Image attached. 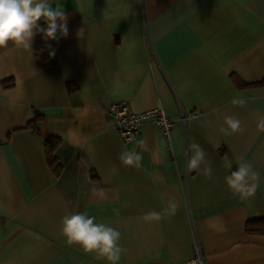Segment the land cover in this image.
<instances>
[{
  "label": "crops",
  "instance_id": "obj_1",
  "mask_svg": "<svg viewBox=\"0 0 264 264\" xmlns=\"http://www.w3.org/2000/svg\"><path fill=\"white\" fill-rule=\"evenodd\" d=\"M57 5L66 37L37 33L31 51L0 49V264H108L61 234L64 215L85 211L120 231L118 264H264V233L246 231L264 217V0ZM238 97L247 104H232ZM113 101L138 113L160 106L173 121L168 135L145 121L125 142L108 114ZM37 113L35 132L27 124ZM228 116L244 131L225 135ZM50 135L60 139L59 175L44 148ZM193 142L211 179L188 170ZM124 151L141 166L124 165ZM238 157L260 174L247 197L224 179ZM153 211L159 221L147 218Z\"/></svg>",
  "mask_w": 264,
  "mask_h": 264
},
{
  "label": "clouds",
  "instance_id": "obj_2",
  "mask_svg": "<svg viewBox=\"0 0 264 264\" xmlns=\"http://www.w3.org/2000/svg\"><path fill=\"white\" fill-rule=\"evenodd\" d=\"M53 0H0V49L9 44L31 51L33 37L41 33L46 40L57 39V33L66 37L67 15L63 8L52 7ZM43 20L46 27L38 22ZM83 32L81 29L80 34ZM50 47V46H49ZM54 51L50 56H54ZM232 104L245 106L247 100L234 98ZM221 131L225 135H232L244 131L242 122L233 116L225 117ZM264 130V125H261ZM119 159L126 166L140 167L143 157L135 151H124ZM203 165V168H202ZM237 168L225 176V183L229 190L241 197L252 195L258 187L260 174L252 163L237 158ZM189 171H202L206 178L213 177V169L207 160V153L198 143L189 145L187 160ZM224 167L232 169L230 162ZM177 205L170 204V214H175ZM148 219L159 221L161 213L153 211L147 215ZM61 234L68 245H77L85 253H93L98 259H104L108 264H118L121 255L126 251L120 243L121 233L108 224L97 222L96 217L88 212L66 214L61 221Z\"/></svg>",
  "mask_w": 264,
  "mask_h": 264
},
{
  "label": "built area",
  "instance_id": "obj_3",
  "mask_svg": "<svg viewBox=\"0 0 264 264\" xmlns=\"http://www.w3.org/2000/svg\"><path fill=\"white\" fill-rule=\"evenodd\" d=\"M108 114L113 119L116 131L125 142H129L139 135L140 126L145 121L155 122L166 135L173 124V121L166 116L160 106L138 113L132 111L127 102L113 101L108 107ZM189 264H196V262Z\"/></svg>",
  "mask_w": 264,
  "mask_h": 264
},
{
  "label": "trees",
  "instance_id": "obj_4",
  "mask_svg": "<svg viewBox=\"0 0 264 264\" xmlns=\"http://www.w3.org/2000/svg\"><path fill=\"white\" fill-rule=\"evenodd\" d=\"M12 84H13V79H7L3 81V86L5 87L11 86ZM256 84H258V82L251 83V84H246V83L241 82L239 85L249 86V85H256ZM70 85L72 86V83H70ZM40 119H41V115L38 113L35 114L34 118L27 124V127H30L35 132H38L37 123ZM59 144H60V139L53 135L47 136L44 140V148H45V152L47 155L49 166L51 167V169L56 175H59L62 169V166L57 156L55 155V151ZM259 223H261V225ZM246 231L251 232V233H260V232L264 233V217H257V218L248 220L246 223Z\"/></svg>",
  "mask_w": 264,
  "mask_h": 264
}]
</instances>
